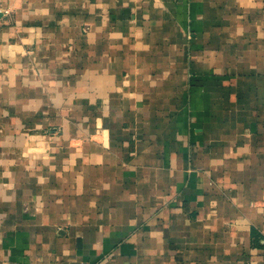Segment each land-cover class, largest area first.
Masks as SVG:
<instances>
[{
	"label": "crops",
	"instance_id": "crops-1",
	"mask_svg": "<svg viewBox=\"0 0 264 264\" xmlns=\"http://www.w3.org/2000/svg\"><path fill=\"white\" fill-rule=\"evenodd\" d=\"M0 264H264V0H0Z\"/></svg>",
	"mask_w": 264,
	"mask_h": 264
}]
</instances>
